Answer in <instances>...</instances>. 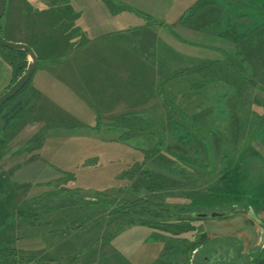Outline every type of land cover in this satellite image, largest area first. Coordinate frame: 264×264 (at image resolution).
Here are the masks:
<instances>
[{"label":"rangeland","instance_id":"obj_1","mask_svg":"<svg viewBox=\"0 0 264 264\" xmlns=\"http://www.w3.org/2000/svg\"><path fill=\"white\" fill-rule=\"evenodd\" d=\"M26 1L10 0L15 15L5 24L15 27L12 39L22 37V18L27 25L36 20L25 15ZM114 1L122 11L128 3L143 9L148 0ZM164 1L160 13L167 19L173 15L175 37L167 31L172 52L165 63L157 59L164 81L160 91L137 108L146 114L79 115L77 125H60L45 99L48 103L32 104L11 139L0 119V144L8 142L0 145V190H5L0 203L12 192L0 218V230L6 228L0 264H187L190 251L200 245L194 264H264V0ZM49 2L29 4L43 11ZM32 30L27 36L39 49V68L40 60H52L53 50L35 41ZM155 39L161 56L164 45L158 34ZM200 42L210 44L203 50ZM52 76L44 69L34 84L54 99L68 91ZM8 85H0V95ZM27 97L28 92L19 105ZM179 112L198 127L204 143L190 148L175 140L168 115ZM163 127H168V148L186 158L185 164H178L179 175L163 174V184L152 178L159 189L138 187L147 184L139 177L150 148L144 136ZM30 142V152L19 151ZM186 202L226 216L199 220L181 211L188 222L175 224L174 212L164 208ZM259 237L263 245H255ZM216 248L222 249L218 260ZM244 249L250 255L240 253Z\"/></svg>","mask_w":264,"mask_h":264},{"label":"crops","instance_id":"obj_2","mask_svg":"<svg viewBox=\"0 0 264 264\" xmlns=\"http://www.w3.org/2000/svg\"><path fill=\"white\" fill-rule=\"evenodd\" d=\"M66 1L73 9L65 10L63 6L60 7V10L53 11L51 21L46 22L48 17L41 16L40 12L36 21H29V25L22 18V37L12 39L10 36L15 27L8 29L7 26L15 14L12 10L13 3L10 4L8 0L7 26L4 27V33L10 40L30 43L39 52L34 41L27 36L34 34L32 29H36L35 41L46 42L45 44L54 50L52 60H40L41 65L28 89L29 93H36L37 106L43 101L47 102L45 99H50L56 116L66 118L56 119L55 122L60 125H77L75 123L81 122L79 115L91 114L98 117L103 114H146V111L137 108L148 104L164 83L156 68L159 66L157 59L167 62V54L173 49L172 39L167 41L165 37L167 31L170 37L174 36L173 15L167 19L166 13H160L167 6L165 1H145L143 9L126 2L130 9L124 6L122 11H119V6H115L114 0ZM109 6L115 7V12ZM159 18L165 22L162 20L163 24H160ZM160 33H164V38ZM157 34L162 40L160 44L164 45V53L161 56H158L159 45L157 46L155 39ZM208 44L210 43L200 42L203 50H206ZM207 49L214 50L213 47ZM149 50L152 55L148 54ZM44 69H48L53 75L55 85H58L62 92H68L61 93L58 97L54 95V99L45 97L39 85L34 84V79ZM13 80L14 68L0 53L1 88L7 82L10 86ZM77 105L80 109L75 111ZM90 122L92 120L87 123Z\"/></svg>","mask_w":264,"mask_h":264},{"label":"trees","instance_id":"obj_3","mask_svg":"<svg viewBox=\"0 0 264 264\" xmlns=\"http://www.w3.org/2000/svg\"><path fill=\"white\" fill-rule=\"evenodd\" d=\"M50 2L47 4L49 6V9H45L43 11H37V10H33V5L29 4V1H26V4L29 6L28 10L26 11L25 15L28 18H36L38 12L41 13V16H47L48 18L46 19L47 21H51V17L53 15V11H58L62 8H64L65 10H72L73 8L70 6V4L67 3L66 0H62L61 2L54 4L53 0H49ZM56 5V6H55ZM112 11L115 12V7H111ZM32 15H34L32 17ZM6 16H7V10L6 13L3 17V19L1 20L0 23V31L1 33L4 35V37H6L7 39H10L5 33H4V27L6 26ZM30 21L32 19H29ZM36 21V20H33ZM51 37V36H49ZM30 46L33 47L32 44L27 43ZM34 48V47H33ZM35 49V48H34ZM46 51H48L47 49H44ZM36 51V49H35ZM52 51V49H51ZM37 52V51H36ZM0 53L2 54V56H4V58L11 64V66L14 68V77H16L13 80V83H15L17 81V79L25 72V70L27 69V53L25 52H20V51H15V50H11L9 48L0 46ZM38 54V53H37ZM51 54H54V50L51 52ZM33 78V77H32ZM32 79L30 80V82L22 89V91L16 95L13 99H11L10 101H8L7 103L9 104V106H6L4 110H2L4 108L1 107L0 108V112H2V114L0 115V119H2V121L5 123V125H8V130L6 135L8 136L9 139L14 138L15 137V132L16 129L18 127V125H20L21 123H24L27 119V115L30 113L31 107L33 106L32 104H34V102L36 103L35 97L36 93H29L28 92V88H30V84H31ZM6 91V90H5ZM28 92V97L26 102H23L21 105H19L20 99L23 95H25ZM35 96V97H33ZM34 98L35 101H32L31 98ZM163 97V101L165 102L166 106L170 107V104L168 102V100L166 99L165 95H162ZM18 106V107H17ZM168 117L170 118L171 122L169 124V132L174 134V138L175 140L181 144L182 146H189L190 148L192 146H194L195 142L197 141H202V138L200 136L198 127L195 124H192L190 122H188L187 125H185L186 122V118L183 117V114H181L180 112L176 115V117L171 118L170 115H168ZM186 122V123H185ZM189 125V126H188ZM168 127L167 128H162L159 130H154V131H149L144 137L147 140V143L149 145V149H148V156H147V163L144 167V175L139 174V177L145 178V182L147 183L146 186L143 185H138V187H152L153 189H159V187L156 185L155 183H150V180L152 178L158 179L161 181V184H163L164 180H166V176H164L163 174L170 172V173H174L176 175H179L181 173L182 170V166L178 165V164H185L184 160L186 161V158L183 160V157L178 153V152H174L171 151L168 148V141H167V131H168ZM9 139L7 141H9ZM209 140V139H208ZM203 142V141H202ZM6 143L8 142H3V144L1 145V147L3 145H7ZM204 143V142H203ZM32 142L24 145L22 147L21 151H29L32 149L31 147ZM9 153V151H8ZM7 154L3 153L1 156H6ZM150 155V156H149ZM151 155H155V158L153 159ZM171 156V157H170ZM138 170V168H135ZM136 172V171H135ZM126 175L125 173L122 175V179H125ZM149 183V184H148ZM151 185V186H150ZM8 186V185H7ZM4 189V188H3ZM1 191H5V190H0ZM12 192L10 191V196L7 195L6 199H5V203L9 202L12 198ZM11 202V201H10ZM5 203H0V218L1 215L2 217L4 216L3 214V208L5 207ZM196 203V202H195ZM240 207L243 205H239ZM165 211H171L174 212L172 215H170L171 217L174 218V223H186L188 221H186L185 218H183L182 216H180V212L181 211H185L188 213V215L193 216V219H199L201 220L203 217L201 216V214H203L204 212L208 211L209 209H205V208H201L199 207V205L194 204L193 203H182V206H167L164 208ZM175 210V211H174ZM11 217H7L8 222L11 221L10 219ZM4 223V222H3ZM11 223V222H10ZM166 223H168L169 225H173L172 222L166 221ZM141 224H144L145 226H149L152 227L150 224L146 223V222H141ZM6 228L4 227L3 230H0V238L2 236V234H5ZM203 245H200L199 247H195L192 251H190L189 253V257L187 259V264H191V258L192 255L194 253V251L198 248H202Z\"/></svg>","mask_w":264,"mask_h":264},{"label":"water","instance_id":"obj_4","mask_svg":"<svg viewBox=\"0 0 264 264\" xmlns=\"http://www.w3.org/2000/svg\"><path fill=\"white\" fill-rule=\"evenodd\" d=\"M8 0H0V23L7 10ZM0 46L11 50L27 53L28 67L25 72L13 83L3 94L0 95V108L3 107L9 100L18 95L22 89L30 82L39 65V56L35 49L27 43L16 42L7 39L0 31ZM203 218L219 219L226 216L225 213L208 212L201 214Z\"/></svg>","mask_w":264,"mask_h":264},{"label":"flooded vegetation","instance_id":"obj_5","mask_svg":"<svg viewBox=\"0 0 264 264\" xmlns=\"http://www.w3.org/2000/svg\"><path fill=\"white\" fill-rule=\"evenodd\" d=\"M244 207V206H243ZM243 210L245 211V213L246 214H248L249 212H248V208H243ZM261 233H263V234H260V235H264V229L263 230H261ZM262 239H264V236H263V238ZM260 243H262L261 245H263V242H260V237L258 238V241L256 242V244L255 245H258V244H260ZM262 247V246H261ZM262 249V248H261ZM201 249L200 248H198V249H196L195 251H194V253H193V255H192V258H191V264H194V262H195V260H196V257H197V254L199 253V251H200ZM222 249H220V251H221ZM226 250H228V249H226ZM230 250V252H233V249L232 248H230L229 249ZM214 251H215V253H214V258L216 259V260H218V258H220V251L216 248V249H214ZM240 253H243V254H245V255H250V252H245V249H244V251H241ZM251 258L253 259V256H251ZM223 259H224V257H223ZM208 260H209V258H208ZM229 260H230V258H229ZM210 261V260H209ZM211 261L213 262L214 260H212V258H211Z\"/></svg>","mask_w":264,"mask_h":264}]
</instances>
